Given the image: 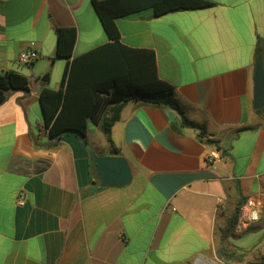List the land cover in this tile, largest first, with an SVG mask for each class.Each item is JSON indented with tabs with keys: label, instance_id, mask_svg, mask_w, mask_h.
I'll use <instances>...</instances> for the list:
<instances>
[{
	"label": "crops",
	"instance_id": "1",
	"mask_svg": "<svg viewBox=\"0 0 264 264\" xmlns=\"http://www.w3.org/2000/svg\"><path fill=\"white\" fill-rule=\"evenodd\" d=\"M211 1L117 19L123 44L155 52L177 107L123 106L112 138L132 181L112 187L86 146L110 155L100 127L89 123L87 143L74 132L53 141L41 103L74 57L110 41L92 0H0V75L28 79L0 104V264L222 263L216 251L231 214L251 196L264 200V108L253 107L264 0ZM64 28L77 34L71 58L56 56ZM32 45L39 57L25 66L19 57ZM203 132L225 154L214 165ZM225 244L245 254L232 264L256 263L264 206L258 222L243 225L239 215Z\"/></svg>",
	"mask_w": 264,
	"mask_h": 264
},
{
	"label": "trees",
	"instance_id": "2",
	"mask_svg": "<svg viewBox=\"0 0 264 264\" xmlns=\"http://www.w3.org/2000/svg\"><path fill=\"white\" fill-rule=\"evenodd\" d=\"M92 4L110 41L74 57L60 87L42 89L41 103L46 128L53 141L65 133L74 132L87 143L86 131L92 122L105 134L109 154L121 156V150L112 138V128L127 102L174 108L177 103L174 87L159 77L155 52L123 44L117 19L145 9H152L155 16H162L176 11L206 9L215 3L211 0H92ZM76 36L74 28L60 30L57 57H72ZM263 56L264 41L260 40L256 62L261 59L264 66ZM27 86L28 79L22 74L7 72L0 75V104L9 89ZM92 164L99 175L93 160ZM239 215L240 206L231 214L216 251L217 258L224 264L239 263L245 258L244 253H237L225 244ZM253 264H264V255Z\"/></svg>",
	"mask_w": 264,
	"mask_h": 264
},
{
	"label": "water",
	"instance_id": "3",
	"mask_svg": "<svg viewBox=\"0 0 264 264\" xmlns=\"http://www.w3.org/2000/svg\"><path fill=\"white\" fill-rule=\"evenodd\" d=\"M253 107L256 110L264 108V66L261 59L255 65ZM86 146L91 153L92 160L96 165L103 184L112 187H122L132 181L131 167L123 156H100L88 144Z\"/></svg>",
	"mask_w": 264,
	"mask_h": 264
},
{
	"label": "built area",
	"instance_id": "4",
	"mask_svg": "<svg viewBox=\"0 0 264 264\" xmlns=\"http://www.w3.org/2000/svg\"><path fill=\"white\" fill-rule=\"evenodd\" d=\"M39 57L38 51L35 49V46L32 45L26 51H23L20 54L19 61L25 66L32 65L33 62ZM201 142L205 148H208V153L206 155V161L209 165H214L225 158L224 152L218 148L213 143V138L209 134L202 133ZM18 204L23 205L25 203V196L19 195L17 199ZM264 206V200L261 197L251 196L246 199L244 202L241 212H240V221L243 225H248L251 223L258 222L261 215V210ZM198 261L195 260L193 264H196ZM215 264V263H210Z\"/></svg>",
	"mask_w": 264,
	"mask_h": 264
},
{
	"label": "rangeland",
	"instance_id": "5",
	"mask_svg": "<svg viewBox=\"0 0 264 264\" xmlns=\"http://www.w3.org/2000/svg\"><path fill=\"white\" fill-rule=\"evenodd\" d=\"M217 256V255H216ZM218 260H220V259H218ZM221 261V260H220ZM215 264H224L222 261V263H220L219 261H217V260H215V261H213Z\"/></svg>",
	"mask_w": 264,
	"mask_h": 264
},
{
	"label": "bare ground",
	"instance_id": "6",
	"mask_svg": "<svg viewBox=\"0 0 264 264\" xmlns=\"http://www.w3.org/2000/svg\"><path fill=\"white\" fill-rule=\"evenodd\" d=\"M198 262H199V261H197V263H198ZM197 263H196V264H197Z\"/></svg>",
	"mask_w": 264,
	"mask_h": 264
}]
</instances>
